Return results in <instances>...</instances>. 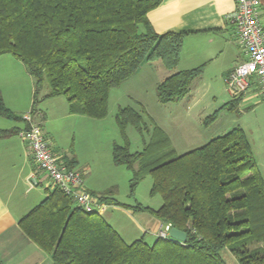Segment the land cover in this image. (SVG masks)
Listing matches in <instances>:
<instances>
[{"label": "trees", "instance_id": "16d2710c", "mask_svg": "<svg viewBox=\"0 0 264 264\" xmlns=\"http://www.w3.org/2000/svg\"><path fill=\"white\" fill-rule=\"evenodd\" d=\"M161 1L0 0V57L17 59L32 77V111L46 85L44 98L65 97L71 114L103 119L111 89L143 63L159 60L171 71L178 66L185 34H158L147 18ZM202 73L200 66L169 75L155 88L157 101L180 102ZM240 98L223 109L236 112ZM0 117L21 119L1 94ZM115 123L123 144H113V164L131 170V193L149 177L150 196L162 199L156 210L140 204L132 209L170 223L186 242L141 237L127 243L101 214L84 212L58 188H46V198L18 226L51 264H231L230 255L236 264H264V181L240 127L174 157L167 137L151 141L142 153L129 151L127 126L139 134L148 130L132 108H119ZM14 133L0 130V139ZM64 163L71 169L66 158ZM90 194L127 207L111 198V190Z\"/></svg>", "mask_w": 264, "mask_h": 264}, {"label": "crops", "instance_id": "0c3cea01", "mask_svg": "<svg viewBox=\"0 0 264 264\" xmlns=\"http://www.w3.org/2000/svg\"><path fill=\"white\" fill-rule=\"evenodd\" d=\"M260 2L258 15L264 28V0ZM234 9V0H162L156 9L150 11L147 18L156 33L185 34L177 69L160 70L159 74L163 77L157 78V82L153 83L154 89L175 71L203 66L201 77L176 104L190 103L195 91H199L200 83H204L202 89L206 91L223 92L224 79L242 61L234 28L226 20V16ZM157 61L159 60L143 63L131 78L122 83H130L128 81L140 75L144 69L152 70L155 63L159 69L158 65L163 64H158ZM0 92L5 106L18 117L21 118L30 110L33 121L41 126L44 135L49 138L52 151L72 163L71 169L82 173L84 188L89 193L98 195L109 187L117 186L106 175L112 169L123 167L115 166L112 162L114 141L110 138L103 139L97 144L95 140L96 130L106 122L109 111L104 119L71 114L65 97L44 98L46 91L38 98L32 111L34 81L20 61L6 55L0 57ZM228 99L233 100L231 97ZM226 103L222 96L221 103L215 109L220 110V113L211 125L221 124L218 131L220 134L216 137L225 135L234 127H240L249 140L254 160L264 181V99L259 95L258 84L250 85L240 98L236 112L223 109ZM117 106L126 107L120 104ZM109 107L110 95L108 110ZM188 112L185 119H188V115L191 116L189 108ZM204 114L198 115L199 123L204 119ZM111 123L109 121L108 125H112ZM26 127L27 124L22 119L11 121L0 117V130L16 131L11 136L0 139V264H51L50 256L33 243L18 226V221L47 195L46 176L36 169L28 146L17 133ZM180 130L182 134L179 145L192 146V135L184 124ZM68 140L71 141L69 146ZM200 140L205 142L204 139ZM170 141L177 147L173 139L170 138ZM33 176H36L37 184L33 182ZM111 198L114 199V196ZM104 204L106 208L99 214L104 216L109 212L106 222L115 230L120 228L122 234L117 231L125 241L131 243L141 237L146 241L149 237L153 243L157 239L156 231L161 221L152 214L135 211L132 209L133 205L123 208ZM161 205L162 202L146 207L156 210Z\"/></svg>", "mask_w": 264, "mask_h": 264}, {"label": "rangeland", "instance_id": "374dc122", "mask_svg": "<svg viewBox=\"0 0 264 264\" xmlns=\"http://www.w3.org/2000/svg\"><path fill=\"white\" fill-rule=\"evenodd\" d=\"M6 57L13 58L10 55H6ZM157 62H159L158 64H162L161 61H157ZM156 64L157 63L152 65V70L144 69L145 71H148L149 73H153V74L149 75L145 71H142L140 75H138L134 79H131V81H128L130 83H120V85H118L117 87L112 88L113 90L111 89L109 93L110 95V107L108 110L109 114L107 113L108 116L106 122L102 124L103 126L101 128H97L95 133V140L97 144H99L103 139L107 140L109 138L112 141H114V143L123 144V140L115 123V115L118 109L123 107V106L118 107L117 106L118 104L126 105V107H130L133 110L140 113L143 122L148 128L147 131L143 132L142 134H139L132 126L130 125L127 126L126 138L128 141V147H129L128 149L131 153H142L147 149V146L151 141L156 140L160 137H167L169 141L170 138L173 139L177 145V147L173 146L170 141L171 146L174 149L173 156L176 157L183 154L184 152L191 151L197 147L204 145L209 140L213 139L214 137L220 134V132L218 131L221 124L219 123L216 126L211 125L212 124L211 122L205 123V119H207L209 116L214 114V112H216L215 109L216 107H218L217 104L221 103L222 96L225 102L226 101L228 102L230 100L228 99L230 95L227 92L225 83H224L223 92L218 90L206 91V89H202L204 83H200V85L198 86L199 91H195L196 93L192 97L190 103H186V104L181 103L180 105L176 103H169L168 105L167 104L163 105L160 104L156 99L153 83H155L157 78L162 79L163 76L159 74L161 73L160 70L166 71V68L163 65H158L159 66L158 69ZM45 89H46V85L43 86L39 98L41 94H43V92L46 91ZM123 108H125V106ZM188 108L190 110L191 116L188 115V119L187 117L185 119L184 116L187 114ZM29 112L30 110L27 111L26 113ZM200 113H205V114H204V119L199 123V121H197V118ZM109 121L112 122L111 123L112 125H108ZM183 124L186 130H188V132L191 133L190 135H192L193 140L191 141L192 146H189L190 148L187 146L183 147L179 145L182 134L180 129L183 127ZM200 139H204L205 142H202V140ZM47 141L50 143L49 138L47 139ZM70 144L71 141L68 140V146ZM53 145L55 146V144ZM152 155H153L152 153L148 154V158H151ZM113 168L115 167L113 166ZM106 175H109V177L111 178L110 180L113 183L117 184V186L109 187L106 190H111L114 199H116L122 205L130 207L129 205L135 206L137 204H140L146 207V206H155L162 202V199L159 195L150 196L149 192L151 187V180L148 177H146L139 184H137V186L134 188L133 193H131L129 187V181L132 177L131 170L127 168L124 169L122 167L121 169H112L111 171L106 173ZM108 214L109 212H107L103 216V218L107 222L109 218ZM120 218L123 220L122 216ZM119 221L123 222L121 220ZM117 230L122 234V230H120V228H117ZM117 230L115 231L118 232ZM119 236L121 237L120 234ZM146 241L148 243H152V239L149 237L146 238ZM228 261L231 264H236V261L234 260L232 255L228 257Z\"/></svg>", "mask_w": 264, "mask_h": 264}, {"label": "built area", "instance_id": "2783aa9c", "mask_svg": "<svg viewBox=\"0 0 264 264\" xmlns=\"http://www.w3.org/2000/svg\"><path fill=\"white\" fill-rule=\"evenodd\" d=\"M234 3L235 9L226 16V20L234 28L242 61L229 72L224 83L232 99L242 97L252 83H257L259 95L264 99V28L258 15L261 2L234 0ZM21 119L27 128L18 135L28 146L36 169L46 176V187L58 188L84 212H103L105 204L84 188L82 173L68 169L63 156L52 151L41 126L33 121L32 113H24ZM33 182L37 184L36 176H33ZM171 228L170 223L161 222L156 238L175 241L169 236Z\"/></svg>", "mask_w": 264, "mask_h": 264}, {"label": "water", "instance_id": "95a60500", "mask_svg": "<svg viewBox=\"0 0 264 264\" xmlns=\"http://www.w3.org/2000/svg\"><path fill=\"white\" fill-rule=\"evenodd\" d=\"M169 236L180 243H184L186 242L187 236L184 232L177 230L176 228H171V230L169 231Z\"/></svg>", "mask_w": 264, "mask_h": 264}]
</instances>
